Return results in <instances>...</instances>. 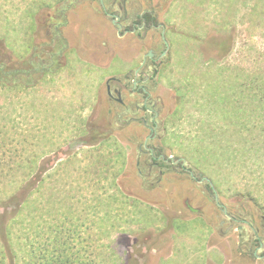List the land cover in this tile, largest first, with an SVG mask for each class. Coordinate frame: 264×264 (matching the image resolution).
<instances>
[{
    "label": "rangeland",
    "instance_id": "1",
    "mask_svg": "<svg viewBox=\"0 0 264 264\" xmlns=\"http://www.w3.org/2000/svg\"><path fill=\"white\" fill-rule=\"evenodd\" d=\"M57 2L0 0V65L39 72L40 55L47 58L43 65L48 69L34 87L0 85V264H10L3 255L4 229L12 232L19 264L26 259L20 248L25 247L27 230L33 241L37 232L50 239L59 232L69 245L103 247L108 257L115 255L114 248L125 264H214L222 261L224 248L222 253L229 252L224 264L251 262L238 251L240 240L242 251H248L253 235L244 222L241 231L226 235L221 250L210 246L214 210L210 198L200 195L213 193L207 182L191 184L166 176L163 184H148L139 176L144 168L137 166L142 160L137 143L127 147L122 136L110 142L95 136L112 120V104L101 95L109 72H121L123 66L99 69L68 51L56 59L57 65H67L51 73V52L58 44L54 33L47 34L41 10L43 4ZM172 4L167 15H161L174 27L166 35L170 60L160 74L150 73L160 100L161 134L166 133L164 144L171 146L165 154L188 159L195 174H203L264 242V101L253 98L251 87L264 82V0ZM92 17L93 12L86 11L75 23ZM59 22L53 15L46 18L48 26ZM221 43L227 44L228 53H220ZM64 47L57 49L61 53ZM190 50L193 55L188 56ZM12 54L17 63H12ZM27 59L35 65L19 64ZM114 59L115 65L119 59ZM123 97L134 101L131 95ZM98 103L99 116L91 123ZM128 118L119 121L122 127ZM152 177L155 181L156 174ZM30 179L34 191L20 216L10 220L18 206L2 202ZM187 192L196 198L193 207L207 204L205 213L191 220L177 215ZM163 211L176 216L168 218Z\"/></svg>",
    "mask_w": 264,
    "mask_h": 264
},
{
    "label": "flooded vegetation",
    "instance_id": "2",
    "mask_svg": "<svg viewBox=\"0 0 264 264\" xmlns=\"http://www.w3.org/2000/svg\"><path fill=\"white\" fill-rule=\"evenodd\" d=\"M173 1L58 0L52 7L45 6L41 11L47 34L53 33L55 27L59 29V34L65 43L64 52L63 49L61 50L63 57L64 53L72 51L81 60L102 68L104 67L103 64L98 63L99 59L106 60L104 64L106 67L117 66L113 64L115 57L125 64V70L121 71L124 72L122 76H110L106 81L105 96L103 93L101 95L112 104V111L109 110L112 120L110 123L105 121L106 123L103 124L106 128H100V132L95 136L106 140L122 136L127 141V147L137 143V152L142 156L137 166L147 169V171L141 169L139 176L148 184H163L166 176L191 184L207 182L213 193L202 191L200 195L208 196L211 200L214 220L209 225L212 232L218 235V237L212 236L210 246L215 244L222 246V239L233 231H241L243 228L241 224L244 222L250 227L253 235L247 244L248 251H242L241 240L238 242L239 251L264 263V242L260 232L251 223L241 220L239 212H232L227 207L223 197L210 186V181L200 172L198 175L195 174L193 167L189 166L188 159L165 154L171 152V146L164 144L166 133L161 134L160 127L163 123L158 108L160 100L156 98V83L150 73L158 74L170 60L172 46L167 41L166 35L173 31L174 27H168L165 23L166 17L163 19L161 15L163 12L167 15L173 6ZM86 11H92L93 17L84 21V24L80 22L76 24L75 20ZM52 15L60 19V22L53 27L46 23V18ZM79 30L83 31L84 36L79 35ZM225 43L224 46L222 43L218 46L222 54L226 52ZM129 59L133 64L127 68ZM43 71L46 72L48 69L43 66ZM123 94L131 95L134 101L131 103L125 101ZM131 113L133 116H130ZM96 116H99V103L94 106L91 123L96 121ZM126 116L129 118L122 127L119 121ZM97 126L100 127V124ZM155 174L156 180L153 181L152 176ZM187 193L189 196H184L183 209L177 215L191 220L203 215L205 209L207 210V204L197 202L193 207L192 203L196 198L193 193ZM163 214L168 218L176 216L174 211L169 215L163 211ZM239 236L241 237V233ZM259 252L261 254H258Z\"/></svg>",
    "mask_w": 264,
    "mask_h": 264
},
{
    "label": "trees",
    "instance_id": "3",
    "mask_svg": "<svg viewBox=\"0 0 264 264\" xmlns=\"http://www.w3.org/2000/svg\"><path fill=\"white\" fill-rule=\"evenodd\" d=\"M53 33L52 34L53 36L55 35L58 47H56V44V48H53L51 52V59L54 66L53 69L49 70L51 73H54L55 67L60 65H57L56 61L58 55H61L57 48L61 47L62 45L64 46L63 38L61 37V34H59V29L57 27H55ZM227 49L228 48H226L225 53H228L230 50ZM10 57L13 64L15 62L17 63L16 59L13 57V54ZM37 57L43 59V61L38 62V64H41V67L45 66V64L43 65V63L44 59L47 58L40 55H38ZM22 61L23 62L19 63L20 65H26L28 63H30L31 66L35 65L34 60L28 61L27 59ZM5 68L6 67L4 65H0V85H4L7 87H14L19 85L25 88L34 87L37 81H39L41 77L46 73L42 69H39V72H36V70L31 72L29 70H19L16 68L10 70L8 68ZM242 86L243 88H246L245 84H243ZM251 87L252 90L255 91L253 94V98L264 101V82L260 83V81L258 80L255 85L254 83H252ZM4 169L7 168H2L3 172L5 171ZM41 181L42 180L39 179V183ZM33 185L34 182L30 179L28 182L23 183L11 198L6 200L4 203L2 202L3 206H9L13 203L18 206V208L14 210V215L10 218V220H14L20 216L21 211L29 198V195L34 191ZM10 231V229H8L7 231L6 229H4L5 235L3 237V255L10 260V264H19L21 260L18 257L16 249H14V244L11 242L12 232ZM57 233L59 234V232ZM28 234V230L23 234V237L25 238V247L20 248V251L23 254L22 257L26 258L23 261V264H125L123 254L116 251L114 248L113 250L115 255L111 254V257H108L106 256L107 253L103 250V247H98L96 250H92L90 246L88 247V244H85V246H82L81 248H75L69 245L68 241H62L58 234H55V237L50 239L46 238L45 236H41V232H37V240L35 241H33L31 236L29 237ZM93 255L97 256V258L94 259ZM112 257H114V261Z\"/></svg>",
    "mask_w": 264,
    "mask_h": 264
},
{
    "label": "crops",
    "instance_id": "4",
    "mask_svg": "<svg viewBox=\"0 0 264 264\" xmlns=\"http://www.w3.org/2000/svg\"><path fill=\"white\" fill-rule=\"evenodd\" d=\"M45 6H48V5L43 4V7H45ZM49 6L52 7V5H50V4H49ZM43 7H42V8H43ZM35 16H37V15L35 14ZM70 52H72V51H70ZM72 53L75 55L74 52H72ZM187 53H188V54H187L188 56L193 55V54H192L193 52H192L191 50H190V51H187ZM200 54H201V52H200ZM75 56H76V55H75ZM78 58H79V57H78ZM79 59L81 60V58H79ZM118 59H119V58H118ZM118 61H119V62H116V65L118 66V65L120 64L121 66H123V67H122V70H125V67H124L125 64H123V62H122L121 60H118ZM138 61H140V59H139ZM84 62H85V61H84ZM85 63H87V65L92 66L89 62H85ZM168 63H169V62H168ZM127 64H128V67H127V68H129V67H130V64H133V62L129 59V61H128ZM167 65H168V64H167ZM95 66H96V65H95ZM88 67H89V66H88ZM97 67H98L99 69H103V68L100 67V66H97ZM103 67H104V69H105L106 65H105V66L103 65ZM109 73L111 74V76H117V75L122 76V74H124V72H114V73L109 72ZM159 74H160V72H159ZM37 83H38V81H37ZM37 83H36V84H37ZM35 86H36V85H35ZM168 116H169V115H168ZM164 121H166V119H165ZM164 126H165V122H164ZM164 134H165V133H164ZM111 139H112V138H111ZM111 139H110V140H111ZM107 142H110V141L107 140ZM211 235H212V236H215V233L212 232ZM216 235H217V234H216ZM215 237H216V236H215ZM217 237H218V235H217ZM225 238H226V237H224V239H225ZM188 239H190V238H187V241H188ZM224 239H222L221 242H223V241L225 242ZM223 245H225V244H223ZM223 248H224V247H223ZM214 249H219V250H221L222 247H221L219 244H215V248H214ZM224 249H225V248H224ZM224 249H222V250H224ZM222 250H221V254H219V256H220L219 258H221L222 261L219 259V260H220V263H216V262H214V264H224V260H225V258H228V257H229V256H228V255H229V252H228L227 254H226L225 252L222 253ZM238 251H239V250H238ZM219 253H220V252H219ZM240 255H241V256H246L247 259H250L251 262H249V263H247V264H252V261H253L252 259H253V258H252L251 256H249V255H245V254H242V253H240ZM228 260H229V259H227V261H228Z\"/></svg>",
    "mask_w": 264,
    "mask_h": 264
}]
</instances>
